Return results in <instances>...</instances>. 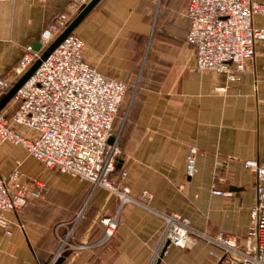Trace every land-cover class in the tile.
I'll list each match as a JSON object with an SVG mask.
<instances>
[{
    "label": "crops",
    "instance_id": "crops-1",
    "mask_svg": "<svg viewBox=\"0 0 264 264\" xmlns=\"http://www.w3.org/2000/svg\"><path fill=\"white\" fill-rule=\"evenodd\" d=\"M187 1L99 0L73 30L84 41L85 60L100 73L130 79L144 67L123 128L115 133L125 183L134 197L149 191L150 208L124 203L114 235L93 244L104 231L99 217L117 209V195L47 168L21 144L1 141L0 172L19 166L48 190L24 211L6 213L11 234L0 225V264H48L53 255L54 264H149L163 226L156 210L178 212L208 235L222 231L244 241L256 198V176L244 159L264 162L263 46L239 81L196 71L186 42ZM69 2L0 0V75L17 63L25 45L39 41L55 14L68 11ZM260 19L264 15L255 14L254 24L264 26ZM14 104L11 98L3 108ZM191 145L197 147V171L189 177ZM214 183L225 193H213ZM215 253L221 248L199 238L188 247L170 244L158 264H233Z\"/></svg>",
    "mask_w": 264,
    "mask_h": 264
},
{
    "label": "built area",
    "instance_id": "built-area-1",
    "mask_svg": "<svg viewBox=\"0 0 264 264\" xmlns=\"http://www.w3.org/2000/svg\"><path fill=\"white\" fill-rule=\"evenodd\" d=\"M89 1L70 0L68 11L55 14L41 30L40 49L25 45L17 63L0 75V98L40 57L41 47H47ZM184 13L190 21L186 42L194 49L196 71L212 70L225 74L229 81H239L249 71L258 45L263 46L264 56V26L254 24L255 14L264 15V1L188 0ZM83 48V39L70 32L18 87L13 107L0 110V142L21 144L47 168L70 173L88 180L93 188L102 186L117 195V209L99 217L104 231L93 244H100L114 235L124 203L132 201L150 208L152 194L143 190L139 198L131 195L125 183L127 168L117 165L122 151L113 122L126 83L97 71L85 60ZM261 79L264 81V68ZM196 154L197 147L191 145L185 164L189 177L197 171ZM244 165L256 176V198L244 241L222 231L208 235L178 212L156 210L163 226L149 264L158 258L167 240L168 246L188 247L199 238L221 248L222 253H215L220 261L229 257L233 264H264V162L250 157L244 159ZM47 190L44 181L27 175L19 166L8 174L0 172V225L7 235L11 229L6 213L24 211L30 203L44 198ZM212 191L225 193L216 183ZM62 240L68 242L67 237Z\"/></svg>",
    "mask_w": 264,
    "mask_h": 264
},
{
    "label": "water",
    "instance_id": "water-1",
    "mask_svg": "<svg viewBox=\"0 0 264 264\" xmlns=\"http://www.w3.org/2000/svg\"><path fill=\"white\" fill-rule=\"evenodd\" d=\"M99 0H90L84 7L71 19L68 25L53 39L47 47H45L39 58H37L30 67L22 73V75L16 80V82L6 91V93L0 98V110L4 105L13 97L18 87L31 75V73L37 68L43 59H45L49 53L55 48V46L61 42L70 32H72L78 23L85 17V15L94 7ZM35 49H40V42L36 41L33 44ZM167 240L154 264H158L161 257L168 246Z\"/></svg>",
    "mask_w": 264,
    "mask_h": 264
},
{
    "label": "rangeland",
    "instance_id": "rangeland-1",
    "mask_svg": "<svg viewBox=\"0 0 264 264\" xmlns=\"http://www.w3.org/2000/svg\"><path fill=\"white\" fill-rule=\"evenodd\" d=\"M259 23L264 24V19H262V20L260 19ZM143 68L144 67L142 66L141 70L136 75L131 77L130 79L121 78L126 83V90L124 92L123 99L120 102V105L118 107V111H117V114H116V117H115L114 126H113V131L114 132H116L118 129L123 128L125 119L127 117L128 111H129V106H130L131 100H132V98H133V96H134V94L136 92V88H137L139 82L142 81V75L141 74H142ZM113 137H114L113 135L111 137H109V141H112ZM25 161L30 166H34L35 167V163L32 160V158L26 157ZM45 196H46V194H45ZM42 199H44V198H42ZM39 200H41V199L35 200L34 202L30 203L27 207H29L30 205H32L33 203H35V202H37ZM53 257H54V255H53ZM53 257H52L51 261L48 262V264H54Z\"/></svg>",
    "mask_w": 264,
    "mask_h": 264
},
{
    "label": "trees",
    "instance_id": "trees-1",
    "mask_svg": "<svg viewBox=\"0 0 264 264\" xmlns=\"http://www.w3.org/2000/svg\"><path fill=\"white\" fill-rule=\"evenodd\" d=\"M124 96V95H123ZM122 99H123V97H122ZM122 101V100H121ZM114 121H115V119H114ZM113 125H114V122H113Z\"/></svg>",
    "mask_w": 264,
    "mask_h": 264
}]
</instances>
